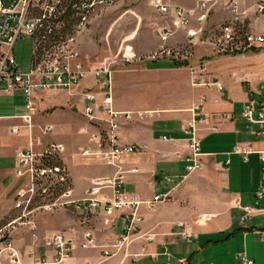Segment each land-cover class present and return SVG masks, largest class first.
Wrapping results in <instances>:
<instances>
[{"label":"crops","instance_id":"crops-1","mask_svg":"<svg viewBox=\"0 0 264 264\" xmlns=\"http://www.w3.org/2000/svg\"><path fill=\"white\" fill-rule=\"evenodd\" d=\"M238 1L241 9L243 0ZM261 30L262 33L259 35L264 34V27ZM252 51L253 54L241 58L243 61L231 64L221 63L220 60L223 59L212 61L210 70L213 72L211 77L206 79L209 83L193 85L198 90L195 101L189 107L181 110L157 108L151 110L149 116L143 120L136 119L122 124L121 143H130L137 148L134 154L127 155L119 165L121 170L126 172L125 190L143 201L152 199L157 193L169 191L171 199L157 204L152 210L146 205L142 206L140 213L144 221L141 224L140 235L129 247L110 259L103 256L101 248L85 250L81 248V243L83 234L87 230H92L98 245L112 244L121 233L122 220L119 214L107 217L102 209L75 210L80 217L69 218L66 221L65 230L75 238V251L67 264H180L179 259L184 257L177 259L175 251L181 250L183 244H191L194 239H199L197 245L200 246L201 237L208 238L207 247L211 248V251L206 254L207 250L204 248L198 250L206 257L197 264H238L240 254L227 249L228 243L221 241V238L217 237L219 234H216L231 230L235 226V217L238 227L244 231L242 238L247 245V251L250 245L249 237L252 235L256 236L257 240L251 243L260 245L253 249L252 254L247 255L254 264H264V196L261 199L257 197L264 169L261 160V153H264V138L247 131L242 120L244 104L252 93L260 91L264 80V50ZM215 82L220 83L223 88L214 85ZM80 88L99 91L93 80L83 81ZM67 93L75 97L73 95L77 92L74 90ZM99 98L101 99L99 105H102V96ZM82 102L84 103L83 100ZM70 103L72 100L68 101V104ZM195 105L201 106L209 118V123L197 127L202 140L203 167L188 174L185 157L189 142L182 132V126L192 120V108ZM40 106L39 102L38 110ZM60 108L66 109L69 105ZM83 111L85 115V108ZM26 114L21 92H16L14 96L0 94V132L6 130L4 135L0 134V198L15 196L19 187L25 184L27 188L29 187L28 180L18 179L14 174L17 154L30 149L31 144L36 153L43 152L47 146L41 137L47 134L45 129L51 125L44 127L40 124L44 135L38 133L39 136H35L34 127H29L23 120ZM98 116L103 118L102 114ZM52 127L54 130L53 125ZM15 128L17 132L12 133V129ZM93 145L90 140L86 147ZM237 146L250 153L248 155L235 153L234 148ZM84 166L72 170V163L69 164L71 176L73 171L74 188L71 191L76 198L75 201H83L89 197L95 179H111L118 171L115 167L103 164ZM132 170L137 171L133 173ZM166 177H172L174 182L167 183ZM102 192L110 198L113 196L111 189ZM239 205L250 206L253 209L243 223L241 217L245 213L239 209ZM10 206L8 211H4V215L11 210ZM82 213L85 217H82ZM204 215L216 216L204 222L200 220ZM219 217H222V221H217L210 227L209 222ZM180 223H185L188 233L195 236L190 242L178 236L183 230L179 226ZM197 228L204 230L200 232ZM143 234L153 237V241L139 238ZM211 237H215V240L212 241ZM172 250L174 254H170ZM32 253L35 259L46 254L50 261L52 260L53 253L45 243ZM134 255L138 257L137 260L133 258ZM196 257L192 260L187 259V264H193Z\"/></svg>","mask_w":264,"mask_h":264},{"label":"built area","instance_id":"built-area-1","mask_svg":"<svg viewBox=\"0 0 264 264\" xmlns=\"http://www.w3.org/2000/svg\"><path fill=\"white\" fill-rule=\"evenodd\" d=\"M120 0H8L0 4V94L14 96L16 92H21L27 114L23 120L32 127V118L38 104L41 101V94L45 92H71L80 87L89 74H94L99 80L100 89L105 92H93L86 90L81 93L85 103V116L105 130H98L92 136L93 147H86L80 153L86 165L103 164L118 169L111 179L99 178L93 182L89 192V197L82 202L66 201L62 206H70L76 211L96 210L102 208L108 216L119 214L122 220L121 233L114 242L107 246H100L97 243L92 230H87L83 234L81 248L98 249L101 248L106 258L116 256L126 247L131 238L140 233L141 224L144 221L140 208L146 205L153 209L159 203H165L171 199L170 192H160L155 194L148 201L140 200L130 195L124 188L125 172L121 170L120 163L127 156L136 152L135 145H124L120 141V131L122 123L120 117L125 115L131 122L132 114L121 113L113 108L112 102V72H104L108 78L101 81L102 72L91 71L85 68L80 61L79 53H63V46L76 41L77 37L87 28L91 18L99 9L116 5ZM151 6L160 16L169 17L168 26L158 29V33L164 38L176 34L180 29L187 28L190 20L197 17L199 28L189 30L191 37L201 36L206 24L215 11L216 7L223 6L225 11L235 16L232 22L222 26L217 50L222 52L247 53L256 47L264 48V34H253L245 32V21L240 16V3L238 0H197L193 7L188 8L176 3L174 0H149ZM256 12L264 14V5H258ZM71 19H78V26H71ZM235 21L239 22L235 24ZM29 36L35 42L43 41V38H50V45H45L43 58H51V65H42L41 60L32 61V68L29 72H23L17 64L14 55L16 41L19 38ZM220 89L222 85L216 83ZM77 94V93H76ZM102 96V105H99V96ZM193 118L182 126V132L188 140V152L185 157L186 173H193L202 169L201 138L198 135L197 127L209 123L208 116L204 113L200 105L192 108ZM102 114L103 118L98 115ZM140 120L144 119L143 113H136ZM242 120L245 129L258 137L264 138V80L260 91L252 93L250 99L244 104ZM126 121V122H128ZM52 126L45 129L51 132ZM16 133L17 129H12ZM166 139V137H164ZM66 151L63 144H55L46 150L45 155L64 154ZM235 153L248 155L245 149L234 148ZM43 156L30 149L17 154L15 174L18 178L28 180V190H22L18 197L24 198L29 192H34L36 177H45L48 174L60 176L61 182L65 181L64 175L59 173L62 170L56 166L50 169H41L35 166L37 158ZM261 160L264 163V153H261ZM137 170H132L136 172ZM167 183H173L172 177L165 178ZM111 189L112 198L102 191ZM71 192L64 193L65 198H69ZM264 196V169L262 182L257 192V197ZM16 209L22 210L25 214L7 226L0 227V264H67L75 251V238L67 231H60L44 238L46 246L51 250L52 260L46 254L32 257L28 260L15 244L12 232L9 230L17 222L26 219L31 213V200L21 199L16 205ZM239 209L245 214L241 217V222H245L252 212L250 206H240ZM216 215H204L201 220L207 222ZM32 229H35L33 222ZM27 224V223H24ZM184 228L178 236L184 240L191 241L195 236L188 233L184 224L179 225ZM35 239L38 238L34 234ZM148 241H153V237H146ZM137 256L134 258L137 260ZM187 259L179 260L180 264H187ZM238 264H254V261L247 255L241 254Z\"/></svg>","mask_w":264,"mask_h":264},{"label":"rangeland","instance_id":"rangeland-1","mask_svg":"<svg viewBox=\"0 0 264 264\" xmlns=\"http://www.w3.org/2000/svg\"><path fill=\"white\" fill-rule=\"evenodd\" d=\"M174 1L188 8L193 7L195 4V0ZM243 3L240 9L243 11L240 18L245 21V32H252L257 35L262 33L264 14L257 13L256 9L258 5H264V0H243ZM233 18L235 16L225 11V7L218 6L211 13L201 36L191 37L189 34L190 29L197 30L199 28L197 17H194L190 20L187 28H182L176 34L164 39L158 33V29L168 26L169 17L160 16L151 6L149 0H120L114 6L99 9L76 41L63 47V53L78 52L80 61L86 69L103 73L100 78L101 81L108 78L104 72L110 70L112 72L113 108L116 111L128 110L118 112H130L133 118L132 122L136 119L140 120L138 115H135L136 113L145 114V118L149 116L150 112H152L151 110L157 108L181 110L189 107L195 101L198 90L193 85H207L206 83H209L206 79L211 77L213 72L210 70L212 61L223 59L220 60L221 63L231 64L242 60L241 58L247 57L249 54H253L251 51L250 53H242L240 51L222 52L216 49L222 26L232 22ZM237 23L239 22L235 21V24ZM34 48L35 41L32 37L25 36L16 41L14 55L17 64L23 72H29L32 68ZM255 50L262 51L264 48H254L252 52ZM174 61H187L189 65L177 68L171 65V62ZM87 78L84 81L93 80V84L95 82L97 88L100 89L99 80L96 79L93 73L89 74ZM213 84H216V82ZM86 90L78 87L75 89L78 94L73 95L75 97H71L67 92L53 91L42 93L40 110L38 108L36 114L33 115L35 119L32 118L35 136H39L38 133L44 135L40 124H43L44 127L46 125L54 126L53 132L45 131L47 133L45 136L41 137L40 135L42 142L47 146L43 152L38 153L43 156L37 158L35 166L41 169H50L58 166L62 170L59 174L64 175L65 181L61 182L60 176L53 174H48L45 177L37 176L33 193H27L24 198L18 197L19 192L25 189L28 190L25 184L23 187H19L15 196L9 195L8 197L0 198V227L17 221L18 218L25 214L22 210L15 207L19 200H31V213L26 219L17 222L9 229L12 232L16 246L28 260L32 259L33 251L39 250L44 245L45 240H42L44 236H50L57 233V231H66V221L69 218L80 217V214L75 213L73 205L72 207L62 206L64 202L75 201L74 199H76L71 191L74 188L73 171L71 176L69 164L72 163V170L86 165L79 153L89 145L96 131L105 130L98 124L90 122L83 113L85 105L80 94ZM92 91L95 92L94 90ZM101 92H105V89H102ZM71 100L72 103L68 104V101ZM68 105L69 108H60ZM55 106H58V108H55L56 110L54 109ZM120 120L122 124L128 121L125 115L121 116ZM126 123H130V121ZM5 133L6 130L0 132L1 135ZM55 144H63L66 147L65 153L45 155L46 150ZM124 145H130V143H124ZM69 191L71 196L65 198L64 193ZM9 206L12 207L11 210L4 215V211H8ZM81 215L85 217L84 213ZM235 219V226L224 233L217 232L216 234H219L217 237H220L221 241L228 243L227 249H230L231 252L240 255L242 253L252 254L253 249L260 246L251 243L254 240L256 241L257 237L250 232L252 236L249 237L248 252L247 245H245L242 238L244 231L238 227L237 217ZM217 221H222V217L209 222L210 227L214 226ZM29 222H33L36 228L32 229V225H29L32 223ZM180 224H184L187 228L185 223ZM210 227H207V229ZM181 229L184 230V228ZM197 230L201 232L204 228H197ZM34 234H37V239L33 237ZM137 237L136 233L131 238L130 243L122 250L129 247ZM146 237L149 236L143 234L139 238ZM211 239L213 241L215 237H211ZM197 242H199V239H194L191 244H183L181 250L175 251V254L172 250L170 254L177 256V259L184 257L188 260H192V258L197 256L192 262L197 264L198 261L206 257L205 254L202 256V251L198 252V250L204 248L207 250L206 254L211 251V248L207 247L208 238L201 237L200 246L197 245ZM197 258L200 260H197Z\"/></svg>","mask_w":264,"mask_h":264},{"label":"bare ground","instance_id":"bare-ground-1","mask_svg":"<svg viewBox=\"0 0 264 264\" xmlns=\"http://www.w3.org/2000/svg\"><path fill=\"white\" fill-rule=\"evenodd\" d=\"M71 26H78V19H72ZM45 45H46L45 38H43V41L35 42L34 60H41V58H42V65H51V58H43V51H44ZM48 45H50V44H48ZM65 46H67V45H64L63 47H65ZM127 54H129V53H127Z\"/></svg>","mask_w":264,"mask_h":264},{"label":"trees","instance_id":"trees-1","mask_svg":"<svg viewBox=\"0 0 264 264\" xmlns=\"http://www.w3.org/2000/svg\"><path fill=\"white\" fill-rule=\"evenodd\" d=\"M71 23H72V19H71ZM45 42H46V45L50 44V38H45ZM254 52H257V50H255ZM171 65L179 68V67H186L189 65V63L187 61H176V62L174 61V62H171Z\"/></svg>","mask_w":264,"mask_h":264},{"label":"water","instance_id":"water-1","mask_svg":"<svg viewBox=\"0 0 264 264\" xmlns=\"http://www.w3.org/2000/svg\"><path fill=\"white\" fill-rule=\"evenodd\" d=\"M3 2V0H0V4Z\"/></svg>","mask_w":264,"mask_h":264}]
</instances>
